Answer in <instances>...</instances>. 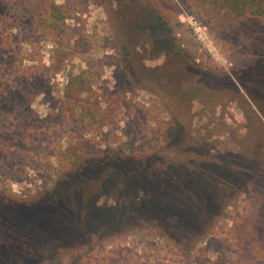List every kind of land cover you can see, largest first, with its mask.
I'll return each mask as SVG.
<instances>
[{
    "label": "rangeland",
    "instance_id": "obj_1",
    "mask_svg": "<svg viewBox=\"0 0 264 264\" xmlns=\"http://www.w3.org/2000/svg\"><path fill=\"white\" fill-rule=\"evenodd\" d=\"M0 264H264V16L0 0Z\"/></svg>",
    "mask_w": 264,
    "mask_h": 264
},
{
    "label": "trees",
    "instance_id": "obj_2",
    "mask_svg": "<svg viewBox=\"0 0 264 264\" xmlns=\"http://www.w3.org/2000/svg\"><path fill=\"white\" fill-rule=\"evenodd\" d=\"M212 7L216 9L218 14L229 18L230 16L246 17V16H264V0H209ZM51 16L54 18V25L61 27L67 18V13L63 5L52 3L50 9ZM94 75L86 74V72H72L69 82L65 87V94L69 100L70 107L81 111V115L88 117H96V109L99 108L100 100L97 93L93 89ZM96 95V96H95ZM94 97L91 105H88L90 99ZM89 111L84 113L85 111ZM104 116V115H103ZM105 117V116H104ZM85 168V167H84ZM81 172H86V169H80ZM58 184L57 186H59ZM8 200H17L19 203L28 202L30 199L10 194ZM161 225L159 220L156 222ZM169 236H179L181 231L176 228H170L165 231ZM196 232V230L194 231ZM191 243L187 238H183V242ZM57 252V251H55Z\"/></svg>",
    "mask_w": 264,
    "mask_h": 264
},
{
    "label": "built area",
    "instance_id": "obj_3",
    "mask_svg": "<svg viewBox=\"0 0 264 264\" xmlns=\"http://www.w3.org/2000/svg\"><path fill=\"white\" fill-rule=\"evenodd\" d=\"M196 33L198 34L199 39L202 41L204 45H208V38L205 33L201 30V28L197 27L196 24L194 25Z\"/></svg>",
    "mask_w": 264,
    "mask_h": 264
}]
</instances>
